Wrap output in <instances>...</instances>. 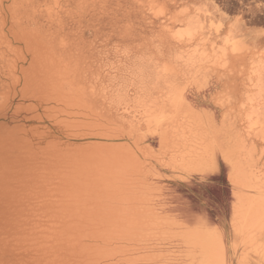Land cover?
<instances>
[{
  "label": "bare ground",
  "instance_id": "bare-ground-1",
  "mask_svg": "<svg viewBox=\"0 0 264 264\" xmlns=\"http://www.w3.org/2000/svg\"><path fill=\"white\" fill-rule=\"evenodd\" d=\"M221 1L0 0V264H264V2Z\"/></svg>",
  "mask_w": 264,
  "mask_h": 264
},
{
  "label": "rangeland",
  "instance_id": "rangeland-1",
  "mask_svg": "<svg viewBox=\"0 0 264 264\" xmlns=\"http://www.w3.org/2000/svg\"><path fill=\"white\" fill-rule=\"evenodd\" d=\"M212 1H214V2H216V3H218L219 5H222V1L221 0H212ZM231 1H235L234 2V4H233V2L232 3H230L229 4V12L232 14V12L235 10V8H236V6L238 7V5L239 4H237L236 3V1L237 0H231ZM263 2H264V0H263ZM237 5H236V4ZM231 4H232V6H231ZM263 7H264V5H263ZM231 10V11H230ZM234 13V12H233ZM262 14H263V12H261V14L259 13L258 14V16L259 15H261V20H260V16L257 18H255V19H257V20H255L254 22V24L256 25H254L253 24V26L254 27H259V26H261V28L263 29L264 28V14H263V16H262ZM260 20V21H259ZM263 20V21H262ZM262 22V23H261ZM98 27V26H97ZM260 29V28H259ZM102 33V32H101ZM107 33V32H106ZM103 34V33H102ZM107 34H103V35H100V39L98 40L99 41V43L102 41V42H105V40L107 41V39H104V37L106 36ZM106 38H107V36H106ZM111 47H110V46ZM109 45H107L106 47H108L107 49H106V47H105V45H103V46H101V48L103 49V53L102 52H100V54H99V56L101 57H103V59L105 60L104 62H107V63H110V61H109V56L110 55H112L111 54V52H110V48H112V50H113V44H109ZM104 47H105V50H104ZM102 49H100V51H102ZM106 51H108V53L106 52ZM106 53V54H105ZM110 53V54H109ZM108 55V56H107ZM112 56H114L115 57V55H112ZM112 56H110V58H113V59H111V61H117L118 60V58L117 57H115V59H114V57H112ZM105 58H107V59H105ZM117 59V60H116ZM111 64H109V66H110ZM113 65V64H112ZM115 65H116V63H115ZM115 65H113V66H115ZM107 66H105L104 68H106ZM111 69V66H110V68L108 69V70H110ZM220 85V86H219ZM221 88V83H217V84H215V87L213 88V90H212V92L211 93H206V94H204L205 96H202V100L199 102V103H201L202 105H204V106H209L210 108H211V106H213L212 105V102H211V94H213L215 91H217V90H219ZM214 109V111H215V113L217 114V118H221V114L220 113H222L223 112V110H221V109H215V108H213ZM223 114V113H222ZM229 172H230V167L227 165L226 166V170H225V172H224V174H223V176H222V186H226L227 187V184H228V189L230 188L229 187V182H228V178H227V175L229 174ZM167 174H169V172H167ZM213 181H211V183H212ZM171 188H172V190H175L176 191V195H177V198L176 199H174V203L176 204V203H183V204H185V205H189V206H191L192 208H193V206H195L196 207V203L197 202H195V199H201V198H204L205 196H210L211 194H212V191L210 190V189H207L206 187H204L201 183H197V182H195V183H193V184H190V185H188V186H176L175 184H171ZM211 191V192H210ZM210 192V193H209ZM223 226V225H222ZM226 227V226H225ZM228 229H229V227L227 228L226 227V230L228 231ZM236 240H237V238H236Z\"/></svg>",
  "mask_w": 264,
  "mask_h": 264
}]
</instances>
